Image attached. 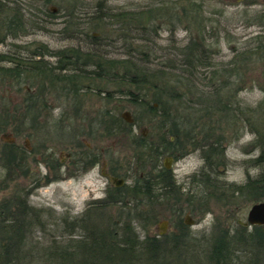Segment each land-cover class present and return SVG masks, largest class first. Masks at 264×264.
<instances>
[{"label":"rangeland","instance_id":"rangeland-1","mask_svg":"<svg viewBox=\"0 0 264 264\" xmlns=\"http://www.w3.org/2000/svg\"><path fill=\"white\" fill-rule=\"evenodd\" d=\"M7 1L11 11L18 9L23 14L25 31L23 33L20 30L16 37L8 35L5 41L0 44V53L11 52L12 54L20 52L28 57L31 55L32 49L42 47L44 56L40 59L44 62L46 61L47 65L55 66L57 58L53 52L58 50L69 52L68 48L72 46L74 47V52L77 50L82 52L88 49V45L93 46L92 42L94 41L90 38V35L95 32V41L103 43L96 46L97 48L103 45L101 47L108 50L111 58L116 60L126 59L125 51L129 47L124 44L119 36L118 32L120 31H113L112 26L108 25L110 20L105 21L102 33L98 29H94L93 16L95 14L93 5L95 0H81V9L79 11L76 10L73 16L68 15L69 11H67L72 0H51V2L46 4H43L42 0ZM146 1L148 0H109L107 5L114 9H129L138 7ZM242 1L224 0L229 9L227 12L229 20L225 24L230 30L229 39L232 41L229 44L226 41H222L218 45H212L213 52L211 56L213 59H211V62L214 64L230 60L235 54L232 48L241 50L240 48L245 46V42L261 29L255 24H248L249 17L241 16L240 13H233L235 6H243ZM257 7H264V0H259ZM1 13L0 22L4 19ZM129 34L131 35L132 33ZM187 39V33L182 26H177L173 35L166 27H163L155 39L157 43L156 51L147 55L149 56V62L144 63L145 67L152 69L158 65L165 64L169 49L173 45L180 46L184 44ZM134 44L138 46L137 49L142 48L139 41ZM99 51L103 52L102 50ZM135 55H137L139 64L142 63L140 58L147 57L143 56V54L138 55L135 53ZM78 61V64L82 63L81 60ZM45 63L43 64L46 65ZM0 65L7 66L8 63H0ZM87 66L90 69L93 68L90 67L91 65ZM216 68L218 66L208 67L207 69L199 68L196 76L190 78L194 83V87L187 85V82H191L190 80H183L184 83L179 86V91L184 93L183 101L185 100V106L182 110L185 122L180 124V126L183 128L182 130H188L187 124L194 125V128L203 127L202 133L206 135L203 138L205 142L204 152L206 156H211L209 158L211 161H218L219 158H217L218 154H212L210 144L216 136L217 138L221 137V142L217 144H220L219 148L225 146L223 153L229 161L225 164L221 162L222 165L220 167L226 166L224 170L221 169V178L228 183L240 185L248 177H255L259 173V168H256L252 159L257 157L262 147H264V92L260 89L262 84L264 86V81L262 74H259L261 70L260 64L243 62L239 70L242 77L226 76L225 81L228 83V89L222 91L221 95L233 102L232 113L226 114L219 109L212 108L208 110V106L214 107V105L211 103L213 99L211 100V96H208L209 93L206 92H209V87H211L210 90H213V84L219 81L217 79H214V81L210 77ZM33 71L25 73L26 75L22 77L20 86L12 78L0 74V203L9 200L11 201L9 202L10 206H16L18 202L14 201L23 200V190L26 188L27 190L25 189V191H28V200L31 205L45 209L44 219L40 222L42 224L34 223L35 227H32L30 232H28V237H31L29 238V243H31L32 238L40 241V243H46L51 239L50 236L55 237L54 233L58 234L61 231V228L57 227L60 223L58 218H61V215L69 214L74 216V211L85 210L92 192L102 195L100 187L105 186V179L102 176H98L97 180L88 181L90 179L84 176L82 180L74 181L72 177L66 176L68 175L67 170L64 165H61L59 173L61 176H65L63 179L44 186H37L30 192L31 186L28 179L31 176H21L22 172L17 171L14 172L13 178L10 179L9 177L10 169L8 166L10 163L9 159L12 156L9 146L11 139H14L15 143L18 144L17 147L20 149L19 157L23 156V152L27 149L25 146L27 138L29 147L40 150L46 148V151L55 153V158L58 155L60 158H66V153L72 148L74 133H77L78 130H80L79 132L85 131L88 128V124H98L100 129L103 127L101 125L105 124L106 129L95 131L92 134L93 136L81 135V138H85L88 142L99 144L95 140L98 138L96 134L106 132L109 129L108 125H110L107 121L104 122L103 119H106L107 115L117 116L124 121L119 122L122 125L121 127H123L127 122L121 117V114L124 111H128L133 119L131 123V127L134 129L133 133L131 132L132 135H108L107 137L105 136V139H102L103 144L112 145L111 143L115 142V155L120 158L122 165L129 170L128 173L131 175L126 179L128 186V184L133 185L134 182L139 181L141 173L146 175L145 173L148 172V170L145 171L146 168L143 169V167H146L145 163H143V167L140 165L138 154L143 155L144 162L147 156L159 151L163 147L162 144H167L162 142L161 136H167L168 133H166L165 128L169 129V125L166 121L167 119L160 114L161 110L158 109V105L155 110H147L145 107L138 105V103H134L131 98H140L142 96L136 90V87L124 81L121 82L120 79L122 77L120 76L117 79H114V77L98 79L90 78V76L84 77L85 73L79 72L82 77L77 79V82L78 87L82 85V88L81 92L74 97L73 94L66 95L64 88L60 89L63 83L56 81L51 86L49 83L42 81L40 77L36 78ZM53 72H56V75L64 74L62 71L59 73L56 69ZM167 78H169L167 82L169 87L173 86L175 79L169 74L165 80ZM240 81L243 83L240 85L243 88L236 94L234 90ZM42 83L44 84L42 85ZM94 86L98 87L100 92L96 93L92 89ZM26 91L34 96H40L42 99V102H37L31 108V111L36 112L39 116L36 121H31L29 117L22 122V114L27 109V104L23 100L24 96H28ZM201 93L206 95L210 102L205 101V105H202L203 102L200 104L199 96ZM153 94L149 93L147 96V100L150 103H153ZM208 99L207 101H209ZM221 101L222 99H220V104ZM259 103L261 104L259 105ZM237 104L239 109L235 110L234 108H236L235 105ZM250 107H255L256 112L254 113V111L247 109ZM142 138L147 143L145 148L137 146V143ZM166 138L168 139V136ZM199 138H201V134ZM113 139H117V141ZM217 144L214 143L215 147ZM14 147L16 148V145ZM174 149L172 147L168 148L172 152ZM4 155L5 157H3ZM171 157L174 158L173 156ZM171 157L169 154L162 155L159 157L158 163L160 166L165 162L168 163L169 169H171L170 173L176 180V186H180L178 189L184 194L179 199H175L172 195L165 197L160 193L162 190H157L155 200H152L149 207L152 208L154 215H156L154 222L144 228H141L137 222L135 223L137 224L135 230L140 235L139 238L143 240V236L148 234L155 235L160 239H163L164 235L170 236L173 232H178L180 221L184 222V219L189 216L192 219V223L186 224L184 222L187 230L191 232L192 239L189 243L209 242L213 236H218L221 234L220 232L226 230L229 233L231 247L236 248V251H238L234 252L236 256L231 264H264V247L256 249L253 246L257 237L264 238V225H250L247 221V213L251 205L264 201V198L257 201L254 200V197L260 194L262 189L258 188L250 191L242 189V191L233 192L232 189L218 187L216 198H210L207 210L201 213L192 207L190 203H187L186 196L189 194L186 192H188L190 186L198 194V197L207 196L208 192H206V189L208 188L205 189L203 184L198 185L196 182H189V176L203 168L205 157L202 158L201 150L191 151L176 161L171 159ZM31 159L29 162L31 172L34 175L40 172L39 174L42 177L46 167L39 162L37 157ZM17 160L20 161V159ZM66 163L68 164L69 160ZM136 165H138V168ZM120 205L121 203L113 206L115 209H112L116 210L114 214H116ZM94 208L92 207L93 210ZM43 226L46 229L42 230ZM256 226L261 228L258 229ZM240 232L241 234L245 232L249 239L245 248L233 243L235 236L239 239L243 235H240ZM80 234L81 231L76 230L74 237H78ZM57 238L55 237V239Z\"/></svg>","mask_w":264,"mask_h":264},{"label":"trees","instance_id":"trees-1","mask_svg":"<svg viewBox=\"0 0 264 264\" xmlns=\"http://www.w3.org/2000/svg\"><path fill=\"white\" fill-rule=\"evenodd\" d=\"M42 1L43 4L51 2V0ZM108 1L95 0L93 5L94 29H98L102 33L105 21L110 20L108 25L112 26L113 31H120L118 32L119 36L124 44L129 47L125 51L126 59L116 60L110 56L106 58L97 54H83L79 50L75 51L74 56L68 57L63 56L64 53L68 52L63 53L61 51L63 54L58 57L60 59L58 72L60 73L62 70L61 66L71 65V75L79 76V72L82 71L78 68L80 65L78 60H84L86 64L93 67V70L86 72L85 75L107 76L109 79L122 77V79L119 78L121 82L124 81L136 87L142 96L140 98L134 97L135 99L131 98L134 103H138L147 110H155V107L159 106L160 114L167 119L169 125V129L165 128L168 139L167 136H161L162 142L167 144H162L163 147L160 146L159 151L147 156L144 162L143 155L138 154L140 165L143 167V163H145L146 167L143 169L146 168L145 171L148 170V172L144 175V177L147 176V179L139 178V181H136V186L131 187L128 195L133 197L131 204L121 203L116 214H114L116 210H113L115 209L113 206L118 204L113 201L108 202L103 207L87 210L78 217L63 214L61 218H58L60 223L57 225L61 231L58 234L54 233L55 237L58 238L55 239L54 236H50L51 239L46 243H40L34 238L29 243L31 237H28V232L32 227H35L34 223L38 222L37 224H39L44 219L45 209H34L30 204L21 201L20 198L19 201H14L18 202L16 206H10L9 202L11 201L9 200L0 203V221H3L0 223V264H231L236 256L234 252L238 251L231 247L229 233L226 230L220 232L221 234L218 236H213L209 242L192 244L189 243L192 239L191 232L187 230L183 221H180L178 232H173L170 236L164 235V238L160 239L155 235L148 234L143 236V240L139 238L140 235L135 230L137 225L135 223L137 222L141 228H144L153 223L156 218L152 208H149L153 196L149 184L147 185L145 182L149 179L150 170L148 166L151 160H155L154 163L158 167L160 166L159 157L166 154L170 155L168 152L170 146L173 145L178 150H184L187 130H182L180 124L185 122L182 115L185 100L183 101L184 93L179 91V86L184 83L183 80L191 81L190 78L196 76L199 68L207 69L218 66L210 77L213 80H219L217 81L219 84L214 83L213 90H210L211 87H209V92H206L209 93L208 96H211V100L213 99L211 103L214 105V107L208 106V110L211 108L219 109L226 114H231L234 106L232 101L221 96L222 91L228 89V83L225 81L226 76L232 77L234 75L240 78L242 75L239 70L243 62L257 63L260 64L259 74H262L264 81V7H257L259 0H243V6H235L233 13H240L241 16L249 17L247 23L255 24L261 29L245 42V46H242L241 50L232 48L235 54L230 60L214 64L211 62L213 59L211 56L212 45H218L222 41L229 44L232 41L229 39L230 30L225 24L229 20L227 14L229 9L224 0H148L138 7L129 9H114L107 5ZM7 2V0H0V12L4 16L3 21L0 22V44L5 41L8 35L16 37L20 30L23 33L25 31L23 14L18 9L11 11ZM81 5V0H72L68 6V15L73 16L76 10L81 9ZM177 26H182L186 31L187 41L180 46L173 45L169 49L165 64L152 69L145 67L144 63L149 62L147 55L156 51L155 39L158 37L160 29L166 27L173 35ZM90 38L93 39V44L102 43L95 41V32L90 35ZM136 41L141 43L142 48L137 49L138 46L134 44ZM43 53L42 47L32 49L31 55L28 57L20 52L0 53V63H8L7 66L0 65V74L12 78L20 86L22 77L27 72L34 70L33 73H35L36 78L40 77L42 81L51 86L56 81L66 85L64 90L66 95H69L74 88L77 94L79 88L77 80L65 78L64 74L56 75V72H53L56 69L55 66H48L42 59H38L44 56ZM135 53L147 57L140 58L142 63L139 64ZM168 74L175 79L174 85L170 87L167 83L169 78L165 80ZM187 83V85L194 87L192 81ZM241 84L243 83L240 81L234 93L237 94L243 88L240 86ZM260 89L264 92L263 84ZM149 93H154L152 96L153 103L147 100ZM26 94L28 96H24L23 100L27 104V109L22 114V122L29 117L31 121H36L39 116L36 112H32L31 108L37 102H42V99L40 96H34L29 92ZM203 95L201 93L199 96V103L203 102L202 105H205V101L210 102V100L206 95ZM203 97L207 98L204 99ZM220 99H222L221 104ZM235 107V110L239 109L238 104ZM247 109L256 112L255 107ZM106 117L108 120L106 118L103 121L110 124L124 122L117 116L107 115ZM170 136L173 138L172 141L169 139ZM220 138L214 139L210 144V150H213L214 143L221 142ZM219 145H216L218 161H211L209 159L211 156H205L203 168L189 176L190 183L196 182L198 185L203 184L205 189L208 188L207 191L205 190L208 192L207 196L204 195L203 197H198V194L190 186L186 192L189 194L186 196L187 203H190L201 213L207 210L209 199L216 198L218 187L232 189L233 192L259 188L262 189L261 193L256 195L254 200L264 198V147L261 146L260 153L252 159L256 168H259V173L255 177H248L243 184L235 185L221 178V169L224 170L226 166L220 167V165H222L221 162L225 164L226 160L223 156L224 147L219 148ZM137 146L145 148L147 143L142 138ZM176 152L180 153L177 155L173 152L171 155L174 159H179L183 151ZM161 167L157 168L155 183L158 184L157 190H162L160 193L165 197L172 195L173 198L179 199L184 193L178 189L180 186H176V180L170 171ZM256 228L260 229L261 227L256 226ZM44 229H46L45 226L42 227V230ZM76 230L81 231L78 237H74ZM242 234L240 232L242 236L239 239L235 236L233 243L245 248L249 239L245 232ZM260 238L257 237L254 241L253 246L256 249L264 247V238ZM205 246L206 248H204Z\"/></svg>","mask_w":264,"mask_h":264},{"label":"flooded vegetation","instance_id":"flooded-vegetation-1","mask_svg":"<svg viewBox=\"0 0 264 264\" xmlns=\"http://www.w3.org/2000/svg\"><path fill=\"white\" fill-rule=\"evenodd\" d=\"M87 45V44H85ZM96 46H99V44H93L92 45H88L87 48L85 49L83 52V54H97V55H101L104 57H108L110 55V53L108 52V50L104 47H101L103 45L100 46V48H97ZM69 52L68 53H61L62 50H58L57 52H53L56 55V63H58V65H55L56 70L59 71V55L61 56V54H63V56H68V57H72L75 55L74 51V47H70L68 48ZM96 50V51H95ZM99 50H102L103 52H100ZM73 53H72V52ZM64 52V51H63ZM27 59V58H26ZM40 60V58H38ZM46 62V61H45ZM48 64V63H47ZM88 64L85 63V61L83 60L82 63L79 65L78 68H80V71H82L83 73H86L88 71L93 70V68H88L87 66ZM48 66H52V65H48ZM92 67V66H90ZM61 71L62 73H64V77L66 78H75L80 79L82 76H78V75H71V65L68 66H61ZM90 78H100V79H105L108 78L107 76H92L89 75ZM88 75H84V77H89ZM66 85H61L60 89L64 88L65 89ZM81 88L82 85L79 86L78 88V93L81 92ZM94 91L100 92L98 87L92 88ZM75 90V88H74ZM70 91V94H73L74 97H76V93L75 91ZM69 94V95H70ZM103 94V93H100ZM131 123H127L125 126L121 127L122 125L119 124H110L108 125L109 128H111L110 130L107 129L106 132H100L97 135V139H95L99 144H94L92 142H88L85 138H81L82 136H93L92 134L95 131L101 130L103 131V129L105 127L104 125H101L103 127L98 128V124H88V128L85 129V131H81L78 130L77 133H74L73 135V143L72 148L69 152L66 153V158H60L57 156V158H55V153L54 152H48V150L46 151V148H44L43 150H40L38 148H32L28 146V139L26 138V151L23 152V156L21 155V157H19V152L20 149L17 147L18 144L15 143L14 139H11L9 142V146H10V152L12 154V156L10 157V163L8 168L10 169V174L9 177L10 179L14 177V172H22L21 176H31L29 177V185L31 186V189L29 190L30 192L32 191V189H34L37 186H44L46 184H50L52 182H58V180L63 179V177L65 176H61L59 171H60V166L64 165V168H66L67 170V174L66 176L72 177V179L75 181L77 180H82L85 177H88L91 180H97L98 176H102V178L105 179V186H103L102 188L100 187V190L102 191V195H98L96 193L92 192V196L88 199L87 205L85 210H81L80 212L78 211H74L75 217H78L80 215H82L85 211H87L89 208L92 209V207L95 208H99V207H103L105 204H107L110 201H113L117 204L120 203H129L131 204L132 202V198L131 196H128L130 194L131 191V187L136 186V182L133 183V185L126 183V179L131 176L129 175V170H127L124 165H122V162L120 160V158H118L115 153V147H114V143H111L112 145H108V144H103L102 139H105L108 135H119V136H123V135H132L133 133V128L131 127ZM35 126V125H34ZM107 126V125H106ZM188 130L186 131L185 134V142H184V150H178L177 148H175L173 150V152H175V154H179L180 152H176V151H183L182 157H184L187 153L191 152V151H195V150H201V155L202 158L205 157V152H204V146H205V142L203 140L205 134H203V127L200 126L199 128H194V125H186ZM121 132V133H120ZM132 132V133H131ZM201 134V138H199V135ZM215 135V134H213ZM106 136V137H105ZM103 137V138H101ZM219 137V136H218ZM217 136L214 138L215 140ZM171 141L173 140V138L170 136L169 138ZM115 141H117V139H113ZM16 145V148L14 147ZM45 146V145H44ZM172 148H174V146H170ZM225 147V146H224ZM212 154L215 155L218 150L217 148L213 147ZM170 153V157L172 156L171 154L173 153L171 150L168 151ZM174 155V154H173ZM37 157L39 159V162L43 163L44 166L46 167V171L43 173L42 177L40 176V172L37 174H33L31 172V167L29 162L32 160L31 158ZM207 157H210L207 156ZM224 160H226V162H229L227 157L224 154ZM17 159H20V161H18ZM171 159L173 160H178V159H174L171 157ZM69 160V163L67 164L66 161ZM155 160H151V162L149 163L148 169L150 170L149 173V179L146 180L145 182H147V185L149 184V188H150V192L152 193V200H155V193L157 191L156 189V178H157V168L159 169L161 166L165 167L164 164L161 166L156 167V164L154 163ZM137 167V165H136ZM166 170H169L171 172V169L166 168ZM197 172V171H196ZM140 178H144L147 179V176L144 177V175L141 173L140 174ZM119 180H122L121 183H118ZM26 189V188H25ZM25 189L23 190L24 192V196H22L23 198V202L27 203L28 205L30 204L31 207H33L34 209H43V208H38L35 207L33 205H31L30 201L28 200V191L26 192ZM27 190V189H26ZM5 222V221H4ZM0 223H3V221H0ZM40 223V222H39Z\"/></svg>","mask_w":264,"mask_h":264},{"label":"water","instance_id":"water-1","mask_svg":"<svg viewBox=\"0 0 264 264\" xmlns=\"http://www.w3.org/2000/svg\"><path fill=\"white\" fill-rule=\"evenodd\" d=\"M121 117L127 122V123H132L133 119L130 116V112L124 111L121 114ZM164 166L166 168L169 167L168 163L165 162ZM122 180H119L118 183H121ZM248 211V210H247ZM247 221L250 225H264V201H259L256 203H253L251 207L249 208V211L247 213ZM184 222L186 224L192 223V219L187 216L184 219Z\"/></svg>","mask_w":264,"mask_h":264}]
</instances>
